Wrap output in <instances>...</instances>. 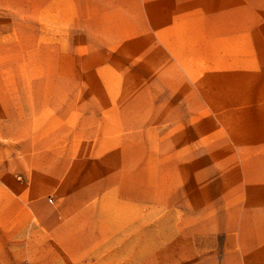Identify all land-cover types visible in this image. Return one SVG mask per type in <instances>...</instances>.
Masks as SVG:
<instances>
[{
    "label": "rangeland",
    "instance_id": "1",
    "mask_svg": "<svg viewBox=\"0 0 264 264\" xmlns=\"http://www.w3.org/2000/svg\"><path fill=\"white\" fill-rule=\"evenodd\" d=\"M0 264H264V0H0Z\"/></svg>",
    "mask_w": 264,
    "mask_h": 264
},
{
    "label": "crops",
    "instance_id": "2",
    "mask_svg": "<svg viewBox=\"0 0 264 264\" xmlns=\"http://www.w3.org/2000/svg\"><path fill=\"white\" fill-rule=\"evenodd\" d=\"M47 228V230H51L52 228L51 227H54L55 226V224H51V223H45L44 224Z\"/></svg>",
    "mask_w": 264,
    "mask_h": 264
}]
</instances>
